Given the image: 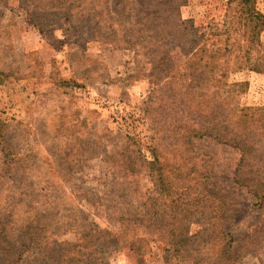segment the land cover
<instances>
[{
  "label": "rangeland",
  "instance_id": "obj_1",
  "mask_svg": "<svg viewBox=\"0 0 264 264\" xmlns=\"http://www.w3.org/2000/svg\"><path fill=\"white\" fill-rule=\"evenodd\" d=\"M228 1L177 0L180 19L203 32L222 23ZM254 5L264 15V0ZM50 7L51 0H0V218L11 234L40 221L58 241L81 244L82 223L119 233L120 213L142 214L148 198H157L143 160L162 138L165 114L139 47H125L134 21L124 17V27L112 29L111 0H77L60 12ZM68 10L72 16L64 15ZM94 13H101L93 19L96 34H87L82 17ZM40 17L47 24L37 25ZM256 32L264 47V25ZM227 81L245 83L236 97L241 107L263 106V72H233ZM193 145L213 169L209 183L233 199L224 230L238 250L235 264H264V212L251 211L246 194L228 184L239 151L209 139ZM149 225H139L137 235ZM200 225L191 220L190 234ZM194 241L184 249L137 241L101 264H215L217 244L229 245L212 238L206 250Z\"/></svg>",
  "mask_w": 264,
  "mask_h": 264
},
{
  "label": "trees",
  "instance_id": "obj_2",
  "mask_svg": "<svg viewBox=\"0 0 264 264\" xmlns=\"http://www.w3.org/2000/svg\"><path fill=\"white\" fill-rule=\"evenodd\" d=\"M75 2L51 0L50 8L60 12ZM254 3L229 0L222 23L199 32L181 21L177 0H111V10L106 14L112 20L110 27H124V17L130 18L127 23L134 21L124 44L139 47L148 67L146 77L153 85L151 91L162 103L158 111L165 114L164 127L159 131L162 138L152 147L151 160H143L153 172L158 196L148 198L142 214L120 213L119 233L82 223V233L77 232L81 244L58 241L40 221L11 234L10 222L0 218V264H101L108 253L127 244L134 249L137 241L149 239L175 249H184L197 240L206 250L212 238L211 244L228 239V246L217 244L215 264L239 260L237 247L230 245L233 235L224 230L233 199L226 189L216 190L209 183L213 169L205 156L196 152L193 142L209 139L239 151L228 184L246 194L251 211L264 212V104L241 107L236 97L245 83L227 81L233 72L264 73V47L255 33L264 25V15ZM67 14L72 16L70 10L64 12ZM92 16L85 22L82 17L87 34H96L93 19L101 13ZM39 24H47L46 19L40 17ZM134 31L139 33L136 39ZM223 181L227 179L220 183ZM195 218L201 225L190 234L187 225ZM143 224L153 227L146 226L144 234L137 235Z\"/></svg>",
  "mask_w": 264,
  "mask_h": 264
}]
</instances>
